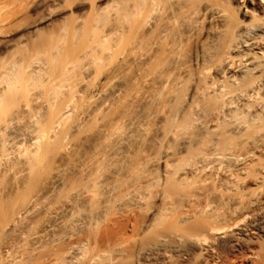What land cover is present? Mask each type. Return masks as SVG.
I'll list each match as a JSON object with an SVG mask.
<instances>
[{"label":"bare ground","instance_id":"1","mask_svg":"<svg viewBox=\"0 0 264 264\" xmlns=\"http://www.w3.org/2000/svg\"><path fill=\"white\" fill-rule=\"evenodd\" d=\"M129 1L64 36L34 21L0 59V264H224L236 246L264 264V127L242 121H264V21Z\"/></svg>","mask_w":264,"mask_h":264},{"label":"rangeland","instance_id":"2","mask_svg":"<svg viewBox=\"0 0 264 264\" xmlns=\"http://www.w3.org/2000/svg\"><path fill=\"white\" fill-rule=\"evenodd\" d=\"M129 2H130L129 0H49V2H48L49 4L47 5L48 7L46 5L45 6L42 5L43 7H40L39 6V0H0V52L2 51L0 53V59H1V61H7L12 56V53L16 50V48L18 46L25 47V43L29 40L28 39L29 38L28 30H27L28 26H29V24L33 23L34 21L36 22L38 20L39 21L43 20L42 22H45L47 20V18L50 17L53 23L49 26L42 23L40 25L41 30L43 28L44 32H54V33L60 32V35L64 36V34H66L70 29L79 28L91 19L100 20L101 22H99L98 25L99 24H101V25L105 24L106 22H108L109 16L111 15L110 14L111 12L113 13V11L115 9H117L114 11V13L117 11L118 13L116 12V14L121 15L122 12L126 11L125 9L129 7L128 6ZM222 4H223V6L225 5V8L229 11L228 13L231 14V15L229 14L231 17L234 15V18H237L236 20H243L245 22H255V19L257 18L259 20L264 21V0H223L221 5ZM121 9H124V10L122 11ZM107 15H109V16H107ZM103 18H105L106 20ZM103 20H104V22H103ZM45 25L47 28H45ZM175 31H177V30L175 29ZM196 35H197V37L195 38ZM196 35L191 38V39L195 38L194 40L187 42L182 47L184 49L182 51V54L180 53L183 60H185V59L187 60V63H189L188 60L190 61V59H192L190 61L189 65L191 64V62L193 61V59L195 57L196 49L198 50V48H199L197 46L202 45L203 43L205 44L208 41V34H207L205 29H203V31L201 33H199V35H198V33ZM191 68H192V70H191L192 74H190V75H192V77L189 78V81L191 80L193 83H196V82H194V81H196V78H194V77H196V71H198L200 69V67H193L192 66V67H190V69ZM193 79H195V80H193ZM191 81H190V84H191ZM188 90H189V88H188ZM188 90L184 89V92L183 91H182L183 93L181 92L182 94L180 97H183V99H184V96L187 97V94L189 93ZM186 97L184 99L185 103L183 101H181L182 98L177 99L178 102L176 100L175 103L179 104L178 106H179V108L181 107L180 109L177 108V104L175 105L173 102L174 111L178 110L180 117L183 114L184 115L188 114L189 113L188 111L191 110L190 107L187 108L188 105H186L187 104ZM211 97H214V99H215V96L212 95ZM211 97L209 96V98H211ZM209 98L207 99L208 101L205 102V104L206 103L208 104V102L211 101L210 104L205 105V107H204V108H206L205 112L208 115L210 114V112H209V111H211L210 109L213 107L211 104H213L215 106V104L217 105L220 102V101H218L217 98L216 99L218 102L215 99L216 103L213 102L214 101L213 98H212L213 101H212V99L209 100ZM200 101H201L200 102L201 106H203L204 102L202 103V100H200ZM204 101H206V100H204ZM179 102H181V103H179ZM180 110H181V112H180ZM175 112H174V114L175 115L177 114V116H178V112L177 113H175ZM205 112H204V114H205ZM177 116H175V117L177 118V120H179L180 118ZM236 116H237V114H236ZM242 121H244V123L247 125L252 124L250 132L252 131V128L255 127V125L259 124V125H261V127H264V121L263 120L260 123H259V121L252 122L251 117L249 115H245L244 120H242ZM226 126H228V125H226L225 122L223 124L221 123V129L220 130H222L223 132L226 131V133H227L228 130H226V129H228V127H226ZM192 130L193 131H191V132L194 133V134H192L193 141L197 142L200 138L201 132L197 129H192ZM250 132H247V134ZM197 134H198V136H197ZM223 135H222L221 139L222 138L224 139V137L226 139L227 134H225L224 136ZM96 136L98 137L97 134H94V138ZM195 136L197 139L194 138ZM203 136H205V134ZM206 136H207V134H206ZM233 136L235 138H237L238 136H242V135H233ZM205 138L202 137L203 142H205L204 141ZM207 138H210V136ZM207 138H206V140H207ZM142 139H144V138L142 137ZM144 140H146V139H144ZM194 145L199 146L198 144H195V142H194ZM168 146L177 150L176 149L177 145L174 144L173 142L169 143ZM201 147H202V145H201ZM47 174H49V171H47ZM156 174L158 175L159 178H161V181H163V179H162L163 177L161 176V172L157 171ZM159 181H160V179H159ZM150 203H151L152 207L154 208V210L161 208L160 203L158 201H156V199H154L153 197H152V199H150ZM244 223H245V221H240L234 227L233 230L234 231L237 230L239 227L243 226ZM258 233L260 235H262V232H258ZM224 260H225L224 264H255L251 260L250 249L245 248V247H241V246L228 247L225 251V254H224Z\"/></svg>","mask_w":264,"mask_h":264}]
</instances>
